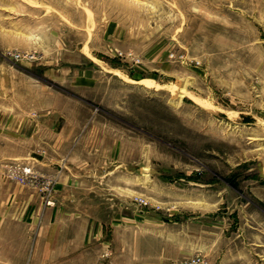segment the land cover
Listing matches in <instances>:
<instances>
[{"label":"rangeland","instance_id":"374dc122","mask_svg":"<svg viewBox=\"0 0 264 264\" xmlns=\"http://www.w3.org/2000/svg\"><path fill=\"white\" fill-rule=\"evenodd\" d=\"M191 259L264 264V0H0V264Z\"/></svg>","mask_w":264,"mask_h":264},{"label":"built area","instance_id":"2783aa9c","mask_svg":"<svg viewBox=\"0 0 264 264\" xmlns=\"http://www.w3.org/2000/svg\"><path fill=\"white\" fill-rule=\"evenodd\" d=\"M23 172H27L26 168L23 169ZM177 264H197V260L191 259L190 261H182V262L177 263Z\"/></svg>","mask_w":264,"mask_h":264}]
</instances>
